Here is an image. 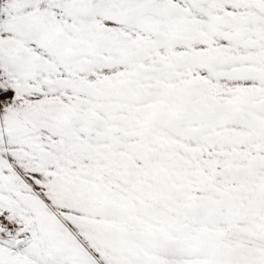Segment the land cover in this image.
I'll list each match as a JSON object with an SVG mask.
<instances>
[{
    "label": "snow or ice",
    "instance_id": "obj_1",
    "mask_svg": "<svg viewBox=\"0 0 264 264\" xmlns=\"http://www.w3.org/2000/svg\"><path fill=\"white\" fill-rule=\"evenodd\" d=\"M0 264H264V0H0Z\"/></svg>",
    "mask_w": 264,
    "mask_h": 264
}]
</instances>
